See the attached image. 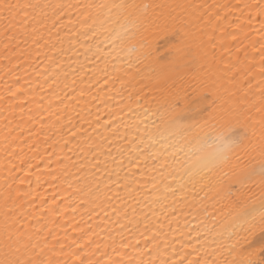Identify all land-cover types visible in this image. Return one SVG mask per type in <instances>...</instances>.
<instances>
[{"label":"snow or ice","instance_id":"obj_1","mask_svg":"<svg viewBox=\"0 0 264 264\" xmlns=\"http://www.w3.org/2000/svg\"><path fill=\"white\" fill-rule=\"evenodd\" d=\"M177 28L160 65L154 38ZM189 52L202 70L165 83ZM189 87L216 100L190 124L173 103ZM221 128L253 142L193 164ZM257 152L264 0H0V264H253Z\"/></svg>","mask_w":264,"mask_h":264},{"label":"bare ground","instance_id":"obj_2","mask_svg":"<svg viewBox=\"0 0 264 264\" xmlns=\"http://www.w3.org/2000/svg\"><path fill=\"white\" fill-rule=\"evenodd\" d=\"M121 33H119V36ZM182 32L177 28L174 31L157 34L153 41L154 53L156 55V60L160 65H167L171 62L174 55L172 46L179 43L182 39ZM128 40L132 43H127L126 41H121V47H131L134 40L128 36ZM124 55L123 52L120 53ZM202 70L200 61L191 56L189 52L186 57V62L182 66H178L176 71L169 76L165 83H172L173 86L184 77L191 76L197 71ZM175 106L182 109L177 114V119L183 123H193L207 118V114L211 111V108L216 103L212 93L204 92L197 94L192 90V88L185 89V93L182 99H177L173 102ZM218 133H223L228 136V139L237 141L238 143L244 145H250L253 142L252 133L243 128H235L230 133L228 129L221 128L218 129ZM264 177V156H261L258 152L255 154L254 167L250 172L244 176L243 182L253 181L257 178ZM47 187V185H45ZM240 187V182H232L227 184V189L230 194L238 191ZM43 191V189H41ZM249 205H241L237 207L234 204H230L226 209V212L231 213L232 217L242 214ZM256 251V258L253 264H264V230L255 233L250 240L242 245L241 251L247 253L249 251Z\"/></svg>","mask_w":264,"mask_h":264},{"label":"clouds","instance_id":"obj_3","mask_svg":"<svg viewBox=\"0 0 264 264\" xmlns=\"http://www.w3.org/2000/svg\"><path fill=\"white\" fill-rule=\"evenodd\" d=\"M121 41L132 43L130 40H128V35L124 32H121L117 43H121ZM229 147L230 141L228 139V136L223 133H218L217 137L212 141L206 144H197L192 147V163L196 165L203 163L207 164L209 167L214 166L221 162L222 156L225 154Z\"/></svg>","mask_w":264,"mask_h":264}]
</instances>
